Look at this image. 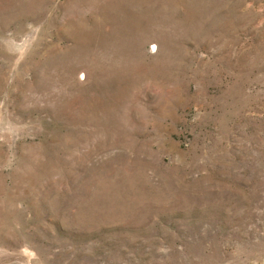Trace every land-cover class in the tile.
<instances>
[{
    "label": "rangeland",
    "instance_id": "374dc122",
    "mask_svg": "<svg viewBox=\"0 0 264 264\" xmlns=\"http://www.w3.org/2000/svg\"><path fill=\"white\" fill-rule=\"evenodd\" d=\"M0 264H264V0H0Z\"/></svg>",
    "mask_w": 264,
    "mask_h": 264
}]
</instances>
